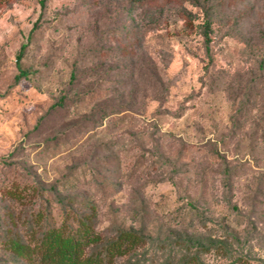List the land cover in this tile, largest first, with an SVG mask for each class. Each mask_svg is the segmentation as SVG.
<instances>
[{
	"label": "rangeland",
	"instance_id": "1",
	"mask_svg": "<svg viewBox=\"0 0 264 264\" xmlns=\"http://www.w3.org/2000/svg\"><path fill=\"white\" fill-rule=\"evenodd\" d=\"M51 228L264 264V0H0V264H52Z\"/></svg>",
	"mask_w": 264,
	"mask_h": 264
},
{
	"label": "trees",
	"instance_id": "2",
	"mask_svg": "<svg viewBox=\"0 0 264 264\" xmlns=\"http://www.w3.org/2000/svg\"><path fill=\"white\" fill-rule=\"evenodd\" d=\"M204 24L207 26V21H205ZM204 35H206L205 32ZM23 46L24 45L21 44L15 54V64L17 67V72L13 75V81L18 80L20 77H24L27 74V71L19 66V58ZM70 75L71 76L69 79L71 81L73 74ZM61 105L62 102H53L49 105V108L54 107L55 109L57 106L60 107ZM108 109H106L105 105H98L96 111L101 112V114L103 115L109 111H115L114 106L109 107ZM38 124L39 119L34 123L32 129H35ZM123 233L128 234V236L130 234L128 231H125L121 232L119 236ZM81 241L82 240L79 237H75L70 233L61 232L57 228H51L45 236L43 255L48 258V260L52 261V264H103L97 254L91 253L81 257L78 255V247Z\"/></svg>",
	"mask_w": 264,
	"mask_h": 264
}]
</instances>
